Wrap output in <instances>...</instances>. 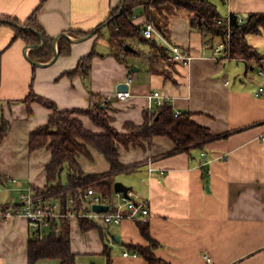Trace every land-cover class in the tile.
<instances>
[{
  "label": "crops",
  "instance_id": "crops-1",
  "mask_svg": "<svg viewBox=\"0 0 264 264\" xmlns=\"http://www.w3.org/2000/svg\"><path fill=\"white\" fill-rule=\"evenodd\" d=\"M121 1L0 0V101L12 124L0 142V205L19 202L21 187L43 188L48 182L51 151H31L29 138L49 120L52 109L34 102L30 112L23 100L32 90L63 110H90L95 101H102L114 116L112 124L122 131L128 121L144 122V112L158 106L150 95L160 91L176 112L190 111L196 123L213 134L227 135L189 151L178 150L164 135L155 136L146 147L121 145L120 159L127 167L115 179L125 173L123 181L130 190L139 199L149 200L150 218H127L105 230L110 254L100 229L83 231L80 221L73 220L72 249L78 264H149L138 254H124L131 252L129 244L149 245L139 220L150 223L151 234L160 244L154 252L163 260L161 264H264V93L259 91L264 86V58L261 62L214 59L213 48L204 44L207 39L219 43L221 38L192 29L190 12L171 3L159 12L160 30L193 56L188 64L162 57L159 65L165 71H152L147 57H119L109 39L104 41L109 46L105 44V51H100L102 33L89 37L72 34L73 30L98 28ZM211 1L226 16L245 18L251 12H264V0ZM34 13L47 35L54 38L58 51L54 60H40L34 55L38 48L4 22L10 18L26 24ZM145 21L139 10L134 22L143 25ZM64 32L72 42L69 54H59ZM248 40L264 54V32L249 34ZM93 51L89 78L81 73L66 74ZM123 83L128 88L121 90H130L131 95L117 99L118 86ZM79 116L88 129L105 131L88 114ZM203 151L209 161L205 166L201 165ZM109 169L110 164L98 172ZM31 236L24 215L1 221L0 264H28ZM36 264H60V260L45 258Z\"/></svg>",
  "mask_w": 264,
  "mask_h": 264
},
{
  "label": "trees",
  "instance_id": "trees-1",
  "mask_svg": "<svg viewBox=\"0 0 264 264\" xmlns=\"http://www.w3.org/2000/svg\"><path fill=\"white\" fill-rule=\"evenodd\" d=\"M122 2L123 0L98 26L96 33H101L102 28L106 27L109 33V41L119 57L122 59H126L130 55L147 57L152 71L155 69L165 71L159 64L161 58L168 56L169 52L157 40L146 38L143 28L147 22H153L159 29L161 28L159 12L167 3L190 12V27L192 29H199L212 36H218L221 40H226L231 33L228 48L231 59H256L261 62L264 58V54L252 46L248 40L249 34L264 32V12H251L244 18V21L239 20V15L231 14L230 32L226 22L227 16L211 0H125L123 11L119 14ZM139 10L146 16L143 25L134 22ZM220 19H223L224 22L220 23ZM14 21L24 24L10 18L4 22L14 26L18 35L24 37L30 44L42 43V38L38 34L30 30H20L12 23ZM0 22L2 21L0 20ZM26 24L34 27L46 39L45 44L34 51V55L36 54L43 61L50 60L55 54L54 38L47 35L37 21L36 13ZM93 31L73 30L72 34L87 36ZM127 44L135 48V52L126 51ZM143 44H147V48L143 47ZM71 49V40L67 37H61L59 39V54H69ZM94 55L95 52L93 51L84 56L77 68L66 72V74L81 73L89 78ZM170 77L168 74L167 78ZM23 101L27 104L30 112L33 111L32 103L34 102H39L52 109L49 120L38 126L30 134L29 147L31 151L43 148L51 151L52 159L46 168L48 182L46 186L38 189L43 193L51 194L54 198H61L64 202L70 196H75L88 188H94L104 195L114 196L115 175L127 167L120 159L119 148L121 145L127 148L130 146L146 147L148 143H152L155 136L164 135L175 142L178 150L189 151L193 148H204L212 140L227 135L213 134L208 128L196 123L192 118L193 113L190 111L177 114L169 100L158 105L154 111L146 110L143 123L126 122L123 131L112 124L114 116L107 111L106 107L102 106V101H99L90 110H63L58 107L56 102L37 94L34 90ZM80 114H88L105 131L99 133L88 129L80 118ZM11 125V121L3 113L0 101V142L8 136ZM94 151L100 152L108 161L110 164L108 171L87 172L83 169L80 157L86 156L93 159ZM64 172H67L66 179L63 178ZM0 181H3L1 172ZM79 221L83 231L94 228L100 229L106 253L110 254L111 247L105 228L94 220L80 219ZM138 224L142 234L149 241V245L129 244V250L144 257L149 264H161L163 260L154 252L160 244L151 234L150 223L139 220ZM28 257V264H36L45 258L59 259L60 264H78L77 254L72 249L71 222L62 221L59 227L54 228L46 238L39 239L31 236L28 245Z\"/></svg>",
  "mask_w": 264,
  "mask_h": 264
},
{
  "label": "built area",
  "instance_id": "built-area-1",
  "mask_svg": "<svg viewBox=\"0 0 264 264\" xmlns=\"http://www.w3.org/2000/svg\"><path fill=\"white\" fill-rule=\"evenodd\" d=\"M231 14L227 16L226 22L228 29L231 32ZM240 21H244L242 16H239ZM224 22L223 19L219 20ZM144 36L148 39L160 41V44L169 52L168 56H164V61H182L188 64L192 59V55L183 52L181 47L170 41L163 32L153 23L147 22L143 28ZM231 33L226 40L213 44L209 39L205 41L206 48L212 47V57L216 60L230 58L228 53L229 43L231 40ZM264 75V67L261 69ZM132 78L127 80L130 84ZM259 91L264 93V86H261ZM131 95L130 90H121L116 94L117 99H125ZM158 105L163 104L168 98L160 91H154L150 95ZM98 102L95 101V104ZM181 111H178L180 113ZM206 151L201 153V165L208 164ZM18 182V179H13ZM81 201V203H79ZM104 204L108 205L107 210L98 211L94 209V205ZM17 215H24L29 222L32 236L43 239L46 238L54 228H58L62 221L90 219L97 222L105 230L119 225L123 220L130 219H145L148 220L151 215L149 200H141L129 190L128 195L123 192H116L115 196L104 195L94 188H88L85 191H80L75 196H70L66 202L61 198H54L49 193H43L34 186H27L20 188L19 202L14 204L0 205V222L7 220ZM125 255L137 254L136 252L125 251Z\"/></svg>",
  "mask_w": 264,
  "mask_h": 264
},
{
  "label": "rangeland",
  "instance_id": "rangeland-1",
  "mask_svg": "<svg viewBox=\"0 0 264 264\" xmlns=\"http://www.w3.org/2000/svg\"><path fill=\"white\" fill-rule=\"evenodd\" d=\"M102 36H101V42L99 43V45L97 46V48L100 51H105V44L108 45V43L104 42L105 40L108 42L109 39V33H108V29L102 28ZM105 38V39H104ZM143 47L147 48V44H143ZM132 59H134V57H131L129 60L131 61ZM80 162L81 165L83 167L84 170H86L87 172H98V171H104L108 166L109 163L108 161L105 159V157L98 151H94V158H88L86 156H81L80 157ZM64 179L67 178V172H64ZM117 180L116 181H122L123 183H125L123 180H125V173H121L119 175L116 176ZM126 184V183H125Z\"/></svg>",
  "mask_w": 264,
  "mask_h": 264
},
{
  "label": "water",
  "instance_id": "water-1",
  "mask_svg": "<svg viewBox=\"0 0 264 264\" xmlns=\"http://www.w3.org/2000/svg\"><path fill=\"white\" fill-rule=\"evenodd\" d=\"M124 1L122 2V6L120 8V11H119V14L122 13L123 11V8H124ZM6 21V20H5ZM13 23V22H12ZM14 24V23H13ZM15 25L20 29V30H30L36 34H38L41 38H42V43L41 44H36V45H30L31 47H36V48H39V47H42L45 42H46V39L44 38L43 34H41L39 31H37L34 27L32 26H29L27 24H20V23H15ZM97 31V28L94 29L93 33L85 36V37H89L91 35H93L95 32ZM62 36H65V37H69L68 33L64 32L63 34H61ZM125 50L126 51H131V52H135V48H133L132 46H130L129 44L126 45L125 47ZM58 56V51L56 50L55 52V55L53 56L52 60H54L56 57ZM34 63H38L36 62L33 58L31 59ZM128 86L127 84L123 83V84H120L118 86V89L121 90V89H127ZM114 189L116 192H123L125 195H128V192L130 190V187L128 185H126L125 183H123L122 181H116L115 182V185H114ZM108 205H104V204H96L94 205V209L98 210V211H101V210H107L108 209Z\"/></svg>",
  "mask_w": 264,
  "mask_h": 264
}]
</instances>
